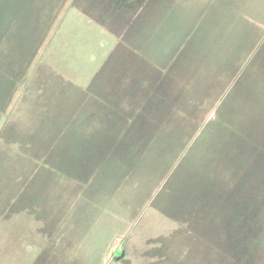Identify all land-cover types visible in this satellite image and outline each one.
<instances>
[{
	"label": "rangeland",
	"instance_id": "374dc122",
	"mask_svg": "<svg viewBox=\"0 0 264 264\" xmlns=\"http://www.w3.org/2000/svg\"><path fill=\"white\" fill-rule=\"evenodd\" d=\"M216 22L131 155H73L77 171L13 137L0 102V264H264V0ZM74 39L70 67L97 55Z\"/></svg>",
	"mask_w": 264,
	"mask_h": 264
},
{
	"label": "crops",
	"instance_id": "0c3cea01",
	"mask_svg": "<svg viewBox=\"0 0 264 264\" xmlns=\"http://www.w3.org/2000/svg\"><path fill=\"white\" fill-rule=\"evenodd\" d=\"M15 2L0 1V102L13 108L10 133L33 150L53 144L78 171L73 155L144 148L137 137L181 98L178 76L207 36L205 22L233 0H33V9ZM75 37L94 42L97 55L82 52L70 67L66 57L81 47Z\"/></svg>",
	"mask_w": 264,
	"mask_h": 264
}]
</instances>
